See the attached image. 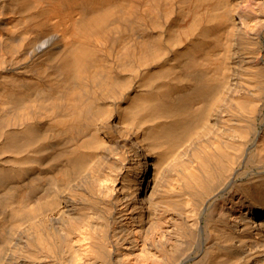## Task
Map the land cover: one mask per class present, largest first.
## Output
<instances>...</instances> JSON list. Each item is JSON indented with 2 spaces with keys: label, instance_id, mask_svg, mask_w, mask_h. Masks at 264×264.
<instances>
[{
  "label": "bare ground",
  "instance_id": "1",
  "mask_svg": "<svg viewBox=\"0 0 264 264\" xmlns=\"http://www.w3.org/2000/svg\"><path fill=\"white\" fill-rule=\"evenodd\" d=\"M0 264H264V0H0Z\"/></svg>",
  "mask_w": 264,
  "mask_h": 264
}]
</instances>
